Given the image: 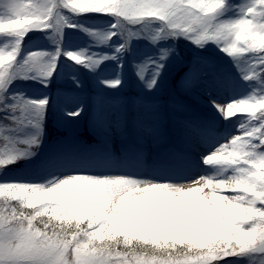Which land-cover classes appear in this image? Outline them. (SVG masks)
Segmentation results:
<instances>
[{"label":"snow or ice","instance_id":"obj_1","mask_svg":"<svg viewBox=\"0 0 264 264\" xmlns=\"http://www.w3.org/2000/svg\"><path fill=\"white\" fill-rule=\"evenodd\" d=\"M231 8L228 0H0V33L14 38L10 49H0V99L11 80L24 72H35L47 86L59 49L50 60L42 51L29 53L22 65L17 57L29 32L76 27L64 10L114 16V29L159 21L163 27L158 34L183 36L198 47L214 42L238 65L248 58L243 78L264 83V0H248L237 18L221 19ZM63 54L77 64L91 63L79 53ZM162 69L158 65L149 90ZM138 75L143 79V71ZM120 83L105 82L113 88ZM47 103V98L22 100L14 108L33 111L42 121ZM213 106L225 120L247 114L238 134L202 156L205 165L220 169L215 175L172 183L77 173L47 185L0 183V197L7 194L19 202L0 205V264H222L229 258L264 264V90L225 105L213 101ZM9 119L25 123L23 115ZM28 123L42 131L41 123ZM0 133V171L32 155L28 149L39 144L38 136L14 139L3 128ZM105 236L107 241L98 244ZM132 239L159 245L162 251L131 245Z\"/></svg>","mask_w":264,"mask_h":264},{"label":"rangeland","instance_id":"obj_2","mask_svg":"<svg viewBox=\"0 0 264 264\" xmlns=\"http://www.w3.org/2000/svg\"><path fill=\"white\" fill-rule=\"evenodd\" d=\"M28 2L25 0V3ZM31 2L36 3L37 0ZM228 2L232 8L221 19L237 18L240 7L248 0ZM63 15L76 27H64L61 33L51 30L29 32L23 39L17 57V65H22L29 53L42 51L49 53L45 59L50 60L51 55L59 49L61 54L56 70L47 81V86L35 72H24L13 78L2 93L0 128L4 129V134L14 139L38 136L39 144L28 149L32 155L23 156L0 171V183L16 181L47 185L77 173L94 176L129 175L152 180L139 172L134 176L128 164L145 160L151 166L168 167L170 162L174 163L177 140L183 136L193 137L192 124L209 120L213 124L211 133L229 132L232 128L236 129L237 124L243 122V116L247 115L237 113L230 120H225L213 106V101L225 105L247 98L257 90H264V83L260 80L243 78L250 62L248 58L242 59L238 65L214 42L198 47L183 36L158 34L163 27L159 21L141 25L124 24L123 29H114L112 25L117 23V18L111 15H75L67 10H64ZM111 32L116 35L106 39ZM13 39L0 33V49H10ZM122 45V50L118 52L117 48ZM67 52L82 54L91 63L77 64L63 54ZM7 63L14 65V61ZM160 64H163V69L156 86L149 90L147 83L153 79ZM140 71H143V79L138 75ZM114 80L121 81L119 87L106 86V81ZM44 98L48 99V103L42 121L33 111L22 113L18 107L14 108L19 101ZM77 110H81L80 115H69ZM21 115L25 121L23 124H15L9 119ZM121 118L129 122V132L117 131L116 123ZM28 121L41 123L42 131ZM159 122L168 127L169 138L149 143L146 141V129L151 132ZM85 142L93 147H86ZM2 147L3 141L0 140V150ZM151 151L157 153L152 154ZM68 153L79 157V161H90L91 158L122 160L124 167L118 166L109 174L102 173L104 170L101 168H94L90 172L81 168L85 164L78 161L74 169L60 170L39 179L40 169L49 160ZM87 164L93 166V162ZM98 165L94 162V166ZM166 178L160 181L168 180ZM5 200L10 205L19 203L6 194L0 197V205ZM25 211L31 209L25 208ZM107 239L105 236L97 243H104ZM117 239L122 240L123 237L118 236ZM131 245L162 251L159 245L144 244L138 239H132ZM222 264H248V261L229 258Z\"/></svg>","mask_w":264,"mask_h":264},{"label":"bare ground","instance_id":"obj_3","mask_svg":"<svg viewBox=\"0 0 264 264\" xmlns=\"http://www.w3.org/2000/svg\"><path fill=\"white\" fill-rule=\"evenodd\" d=\"M242 123V121L237 124L236 129H232L229 132H223V133H217L214 135L213 145L207 147L205 151L197 152L198 146L200 145L199 138H189V137H181L176 142V164L178 167H188V169H192L193 172L190 175V177L187 176V178L184 181V183L188 180L194 179L198 176H211L215 175L217 172L220 171V169L216 166H210L205 165L202 160V156H206L209 154L215 147H217L219 144L224 143L228 138H230L233 135L238 134V126ZM116 129L119 133H125L130 131L129 122L125 119L121 118L116 123ZM146 141L149 143H157L161 140H166L169 138L168 136V127L164 126L162 122H159L158 125L154 127V129L150 132L146 129ZM198 162L200 165H203L204 168L196 167L193 163ZM118 165L120 163H117ZM65 165H62L64 167ZM107 168L111 167L110 163H108ZM152 175L155 174V170L151 171ZM170 181H174L175 179L170 176L168 177ZM152 180H158L160 181L161 178H159L157 175L152 176ZM190 183V181L188 182ZM208 189H205V192H207ZM222 194L225 195H232L231 192L227 190H220Z\"/></svg>","mask_w":264,"mask_h":264}]
</instances>
